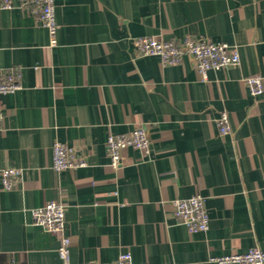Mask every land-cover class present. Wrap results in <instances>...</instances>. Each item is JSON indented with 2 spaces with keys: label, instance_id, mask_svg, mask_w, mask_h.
Here are the masks:
<instances>
[{
  "label": "crops",
  "instance_id": "obj_1",
  "mask_svg": "<svg viewBox=\"0 0 264 264\" xmlns=\"http://www.w3.org/2000/svg\"><path fill=\"white\" fill-rule=\"evenodd\" d=\"M0 0V72L21 70L22 88L3 96L0 132V264H63L60 234L33 225L50 200L66 208L70 264H231L264 250V0H55L57 45L27 0ZM228 44L237 66L203 78L191 57L164 66L139 55L138 37ZM227 112L232 132L222 136ZM145 127L148 153L128 148L111 166L110 134ZM61 143L85 165L56 172ZM7 168L22 171L11 190ZM205 199L210 228L192 234L175 200Z\"/></svg>",
  "mask_w": 264,
  "mask_h": 264
},
{
  "label": "built area",
  "instance_id": "obj_2",
  "mask_svg": "<svg viewBox=\"0 0 264 264\" xmlns=\"http://www.w3.org/2000/svg\"><path fill=\"white\" fill-rule=\"evenodd\" d=\"M4 8H11L7 0L2 4ZM35 15L42 26L48 30L51 38V46L57 45V32L59 29L55 0H27L22 4ZM134 46L139 55L157 56L164 66L181 64L185 56L192 58L197 72L206 78L210 70H221L237 66L241 62L239 51L228 44H216L205 39L188 38L183 42L164 41L153 36L135 38ZM21 70L9 68L0 72V132L3 131L4 108L2 98L7 94H13L22 88ZM245 84L252 96L258 97L264 94V80L259 75L249 76ZM222 136L232 132L230 118L227 112H222L217 120ZM151 147V139L148 129L140 127L130 134H110L106 143L107 154L111 166L119 168L123 151L128 148L137 149L148 153ZM85 163L78 159L75 151L59 142L53 148V168L56 172L84 166ZM2 183L6 190H11L14 183L20 179L22 171L15 168L2 170ZM174 214L177 221L186 226L192 234L205 233L210 228V218L206 208L205 199L200 195H194L187 199L175 200ZM33 225L41 227L45 232L60 234L61 243L58 255L63 264L71 263V239L65 234L66 208L57 201L50 200L43 207L32 210ZM220 263L231 264H264V250L253 248L243 254H235L218 259ZM111 264H149L137 263L132 253L125 251Z\"/></svg>",
  "mask_w": 264,
  "mask_h": 264
}]
</instances>
